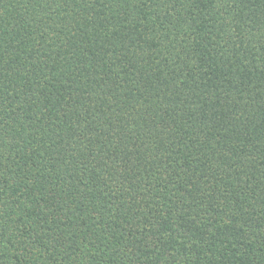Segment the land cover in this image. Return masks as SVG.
I'll return each mask as SVG.
<instances>
[{
    "label": "trees",
    "instance_id": "trees-1",
    "mask_svg": "<svg viewBox=\"0 0 264 264\" xmlns=\"http://www.w3.org/2000/svg\"><path fill=\"white\" fill-rule=\"evenodd\" d=\"M0 264H264V0H0Z\"/></svg>",
    "mask_w": 264,
    "mask_h": 264
}]
</instances>
